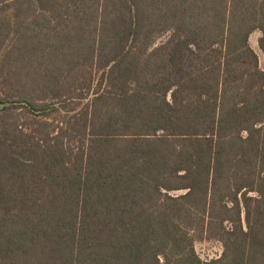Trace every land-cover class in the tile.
Masks as SVG:
<instances>
[{"label":"trees","instance_id":"trees-1","mask_svg":"<svg viewBox=\"0 0 264 264\" xmlns=\"http://www.w3.org/2000/svg\"><path fill=\"white\" fill-rule=\"evenodd\" d=\"M256 30L264 0H0V264H264Z\"/></svg>","mask_w":264,"mask_h":264},{"label":"rangeland","instance_id":"rangeland-1","mask_svg":"<svg viewBox=\"0 0 264 264\" xmlns=\"http://www.w3.org/2000/svg\"><path fill=\"white\" fill-rule=\"evenodd\" d=\"M261 36L260 31H254L249 37V45L258 56V63L261 69H264V56L258 48V38ZM172 194H180L181 191L171 192ZM253 195V194H251ZM244 224V215L242 216ZM194 248L197 255L203 260L207 261L220 257L223 252V244L219 239L210 238L205 232L196 236Z\"/></svg>","mask_w":264,"mask_h":264}]
</instances>
